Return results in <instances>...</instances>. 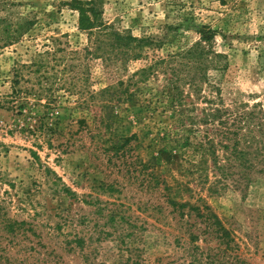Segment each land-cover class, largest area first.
I'll return each mask as SVG.
<instances>
[{
    "label": "rangeland",
    "instance_id": "rangeland-1",
    "mask_svg": "<svg viewBox=\"0 0 264 264\" xmlns=\"http://www.w3.org/2000/svg\"><path fill=\"white\" fill-rule=\"evenodd\" d=\"M72 1L0 0V264H264V0Z\"/></svg>",
    "mask_w": 264,
    "mask_h": 264
},
{
    "label": "trees",
    "instance_id": "trees-1",
    "mask_svg": "<svg viewBox=\"0 0 264 264\" xmlns=\"http://www.w3.org/2000/svg\"><path fill=\"white\" fill-rule=\"evenodd\" d=\"M71 5L78 10L79 12V26L81 29L83 30H92L95 27H98L99 25H102L101 19H99L98 17V11L95 7V3L93 1H84V0H73L71 2ZM114 37H115V42L117 44H119L118 46H123L125 44V46H127V48H129L130 42H136V46L138 48H141L144 44V39L141 38H137V37H132V36H123L121 34L117 33H113ZM204 39H207V37H204ZM125 43H122V42ZM127 54V53H126ZM204 55V52L202 50H199L197 57ZM140 56V55H135V57ZM186 65V64H185ZM187 66V65H186ZM150 67H153L150 66ZM256 126V125H254ZM259 128V127H258ZM159 182V180H158ZM170 202L172 204H176V202L171 199ZM185 204L182 203L180 207H183ZM23 223V222H22ZM22 223H18L16 221H10L9 220V227L12 229V231H17L19 229H21V225ZM18 225V226H17Z\"/></svg>",
    "mask_w": 264,
    "mask_h": 264
}]
</instances>
